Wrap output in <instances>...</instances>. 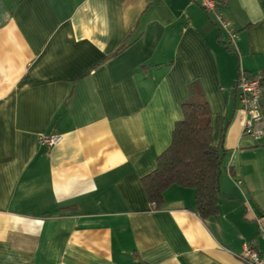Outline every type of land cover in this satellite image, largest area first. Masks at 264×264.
Returning <instances> with one entry per match:
<instances>
[{
	"label": "crops",
	"instance_id": "crops-1",
	"mask_svg": "<svg viewBox=\"0 0 264 264\" xmlns=\"http://www.w3.org/2000/svg\"><path fill=\"white\" fill-rule=\"evenodd\" d=\"M217 4L233 43L197 0H0V264H246L244 244L264 254V137L242 133L235 88L241 70L264 73V0ZM192 81L221 152L206 219L194 189L170 185L155 208L142 185ZM40 134L62 138L46 147Z\"/></svg>",
	"mask_w": 264,
	"mask_h": 264
},
{
	"label": "trees",
	"instance_id": "trees-1",
	"mask_svg": "<svg viewBox=\"0 0 264 264\" xmlns=\"http://www.w3.org/2000/svg\"><path fill=\"white\" fill-rule=\"evenodd\" d=\"M187 88L188 97L180 104L181 118L174 124L171 143L157 157L155 169L143 176L142 185L155 208L162 205L163 192L170 185L194 189L196 212L206 219L218 212L221 152L211 144V109L201 84L192 81Z\"/></svg>",
	"mask_w": 264,
	"mask_h": 264
},
{
	"label": "built area",
	"instance_id": "built-area-1",
	"mask_svg": "<svg viewBox=\"0 0 264 264\" xmlns=\"http://www.w3.org/2000/svg\"><path fill=\"white\" fill-rule=\"evenodd\" d=\"M203 10L211 14L217 24L226 31L228 40L233 43L234 31L230 23L217 10L215 0H197ZM235 88L241 109L244 113L242 124V133L254 139L264 137V107L261 104L262 95H264V77L260 74L248 75L241 70L237 76ZM58 134H40L38 142L46 147L53 146L61 140ZM241 183L240 179L236 180ZM259 234L264 238V215L255 217ZM238 258L246 264H264V254H259L252 246L244 244Z\"/></svg>",
	"mask_w": 264,
	"mask_h": 264
}]
</instances>
